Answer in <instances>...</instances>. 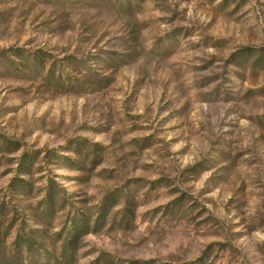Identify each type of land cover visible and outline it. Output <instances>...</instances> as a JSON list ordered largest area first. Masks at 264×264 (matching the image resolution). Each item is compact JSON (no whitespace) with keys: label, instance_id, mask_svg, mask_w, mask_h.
Here are the masks:
<instances>
[{"label":"rangeland","instance_id":"obj_1","mask_svg":"<svg viewBox=\"0 0 264 264\" xmlns=\"http://www.w3.org/2000/svg\"><path fill=\"white\" fill-rule=\"evenodd\" d=\"M48 179L75 264H264V0H0V253Z\"/></svg>","mask_w":264,"mask_h":264},{"label":"trees","instance_id":"obj_2","mask_svg":"<svg viewBox=\"0 0 264 264\" xmlns=\"http://www.w3.org/2000/svg\"><path fill=\"white\" fill-rule=\"evenodd\" d=\"M35 154L32 153L30 156L22 154L16 161L14 171L16 175L7 187V192L13 201H31L36 198L33 195L31 178L39 174L40 169L34 168L37 158ZM63 163L66 162L63 161ZM41 190L43 194L41 199L37 200L33 206L21 210L22 216L28 215L27 220L31 222V227L35 225L37 228L30 226L26 228L25 220H20L19 232L17 231L13 244L0 253V264H75L74 255L81 249L80 238L95 233L101 227L103 221L100 222V220H104L108 210L105 205H102L103 203L102 207H99L102 210H98L95 220L90 222L83 211L69 212L70 206L62 189L52 179H48ZM7 205L0 204V233L3 219L10 216L6 210ZM64 212V223L60 231L54 234L52 239L48 238L47 232L52 228L55 216L58 214L63 216ZM16 221V218L9 220L7 228L2 230L4 238L8 236ZM57 244L60 249L56 255L51 251L48 252L47 247L51 248ZM2 255L6 258H2Z\"/></svg>","mask_w":264,"mask_h":264}]
</instances>
